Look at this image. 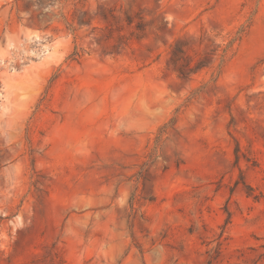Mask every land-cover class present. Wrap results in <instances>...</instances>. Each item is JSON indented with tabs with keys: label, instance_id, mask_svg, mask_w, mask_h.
I'll list each match as a JSON object with an SVG mask.
<instances>
[{
	"label": "rangeland",
	"instance_id": "1",
	"mask_svg": "<svg viewBox=\"0 0 264 264\" xmlns=\"http://www.w3.org/2000/svg\"><path fill=\"white\" fill-rule=\"evenodd\" d=\"M71 1L0 0V264H264V0ZM245 25L221 70L168 68Z\"/></svg>",
	"mask_w": 264,
	"mask_h": 264
},
{
	"label": "trees",
	"instance_id": "2",
	"mask_svg": "<svg viewBox=\"0 0 264 264\" xmlns=\"http://www.w3.org/2000/svg\"><path fill=\"white\" fill-rule=\"evenodd\" d=\"M47 2H51L53 0H46ZM42 1H40L41 3ZM87 0H72L71 4L74 6L76 12L81 13L83 16L78 18V24L80 27L85 25L92 26V21L87 20V16L89 19V14L87 10H84L86 7ZM102 20L106 21L107 17L103 16ZM129 25H134V20L131 17H128ZM69 24V23H68ZM71 30H74V27L69 24ZM137 30H143V24L141 22L136 23ZM247 26H243L235 36L228 39V41L223 45L219 46V49H212L207 51L203 56L199 59H195L192 55L188 53V45L185 39L177 38L175 39L169 46V53L167 59V66L169 69H172L178 73V76L181 79L189 80L192 76L200 73L205 69H222L225 65L226 61L229 58V54L233 48V45L239 41L243 34L245 33ZM84 50L76 47L75 51L71 55V57L76 60L83 56ZM217 56V58H216ZM219 60L220 64L216 66V61ZM180 110L176 111V116L170 120V122L166 123L163 127L159 129L158 136L156 138L157 145H160L165 135L171 129H175L176 122L180 115ZM157 149L153 150L151 154L148 156V160L145 161L140 170L133 176L136 191L132 194L130 199V214L129 220L131 222L132 228V239L134 245L141 248V244L139 243L137 234L134 232V226L136 220L144 219V215L140 214V206L141 203L149 202L152 203L156 200V196L153 193L154 186L152 185V175H151V167L156 159ZM216 260V256L211 257L209 261L210 264Z\"/></svg>",
	"mask_w": 264,
	"mask_h": 264
}]
</instances>
